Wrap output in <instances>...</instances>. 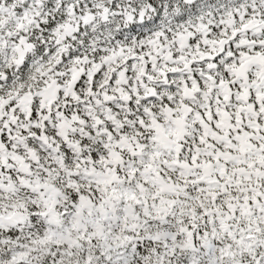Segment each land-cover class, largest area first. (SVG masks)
Returning <instances> with one entry per match:
<instances>
[{
    "label": "snow or ice",
    "instance_id": "obj_1",
    "mask_svg": "<svg viewBox=\"0 0 264 264\" xmlns=\"http://www.w3.org/2000/svg\"><path fill=\"white\" fill-rule=\"evenodd\" d=\"M0 264H264V0H0Z\"/></svg>",
    "mask_w": 264,
    "mask_h": 264
}]
</instances>
